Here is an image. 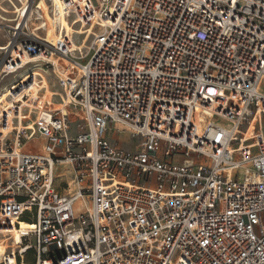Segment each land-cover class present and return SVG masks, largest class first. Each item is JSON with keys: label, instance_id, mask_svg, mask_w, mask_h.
<instances>
[{"label": "built area", "instance_id": "2783aa9c", "mask_svg": "<svg viewBox=\"0 0 264 264\" xmlns=\"http://www.w3.org/2000/svg\"><path fill=\"white\" fill-rule=\"evenodd\" d=\"M62 2L83 48L18 39L22 1L0 48L54 76L0 105V264H264V0Z\"/></svg>", "mask_w": 264, "mask_h": 264}, {"label": "rangeland", "instance_id": "374dc122", "mask_svg": "<svg viewBox=\"0 0 264 264\" xmlns=\"http://www.w3.org/2000/svg\"><path fill=\"white\" fill-rule=\"evenodd\" d=\"M14 1H15L16 5L19 7V3L18 2L21 1V0H14ZM33 1L34 0H30L29 1V4H30L31 7L27 8V5H26L27 11L29 13L27 11H26V13H24L25 14V18L23 20V23H24V21H26V23L28 22V26L26 28V34H22L19 37L17 35L18 39H30L35 34H39L41 36H44L45 33H46L47 37H50L52 41H55L56 31H55L54 27L52 26V24L50 22V19L48 18V14H47V18H48L47 20L49 21V23H48V26H49L48 29L49 30L47 31V30H45V28L42 29V27H41V22L43 21V19L40 18V15L36 14L35 11H34L33 14L30 13L31 8L34 7V6H32L33 5ZM35 1H39V0H35ZM40 3H41V0H40ZM3 4L11 12L10 13H4L3 12L4 18L0 19V24L2 25V26L0 25V45L1 46L4 44V40H5L4 36L5 35L9 36L11 38L13 37V30L11 31V33L10 32L8 33V31L11 30L10 26H15V25H17L18 21H21V17L14 12L15 8H16L15 5H13L9 0L5 1ZM48 5L50 6L49 2H48ZM39 7L36 8L37 13H38V11L40 9ZM47 9H48V7L45 6L46 12L48 11ZM26 14H27V16H26ZM75 27L76 28H80V26H78V25L75 26ZM1 28H3V29H1ZM92 56H93V53H88L84 58L80 59V62L86 63ZM6 60H7V54L0 50V93L2 92L3 89L6 90L9 87L8 83L12 82L15 78H17L18 77L17 75H19V73H20V71H19V72H14V73H11V74H9L7 76H4V74L1 71H2L3 67L5 66ZM37 62H39V63H41L43 65V61L42 60H39ZM33 64L34 63H31L30 65H33ZM30 65H28L24 69L30 67ZM9 67L10 66L8 65L6 68H9ZM20 70H23V69H20ZM45 70H46V72L49 73L47 68H45ZM37 75L43 76V86L41 87V84L33 85L34 92H37V90H39L40 88H43V87H47L48 88V92H49L50 82H49L48 79L49 78L53 79L54 76L51 74V75H49V78H47V76L45 75V72L38 73ZM52 83H53V81H52ZM50 94H51V90H50ZM8 96H9V94L5 95V97L1 99V100H3V103H6L8 101ZM45 98L50 101V97H48L47 94H46ZM59 102H60L59 98H55L54 99V103H56L57 105L59 104ZM1 103H2V101H1ZM217 121L218 122H223L221 119H217ZM28 128H35L34 121H32L29 124ZM36 137H39V135L36 134L35 138ZM108 137L110 139H112L114 143L119 144V145L124 146V147H127V148L134 147L138 143V139L133 138L132 135L130 133H128V132H121V133L117 134L114 131L110 130ZM32 146L37 148V151H38L39 146H40V142L32 143ZM28 147L29 146H26V148H28ZM182 160H183V158H181V157H176L175 158L176 162H181ZM12 237L14 238V234H12ZM1 241L3 242L2 243V245H3V244H5L4 242L8 241V238L7 237L6 238H2ZM2 245L0 244V247ZM5 250H6V248H4V250H0V251H2L4 253ZM27 263L28 262H26V261L23 262V264H27ZM12 264H20V262L13 261Z\"/></svg>", "mask_w": 264, "mask_h": 264}, {"label": "bare ground", "instance_id": "6f19581e", "mask_svg": "<svg viewBox=\"0 0 264 264\" xmlns=\"http://www.w3.org/2000/svg\"><path fill=\"white\" fill-rule=\"evenodd\" d=\"M5 1H7V0H0V19L4 18L3 12L4 13H10L11 12L8 8H6V6H4L3 3ZM9 1L13 5H15L16 8H18V6L16 5L14 0H9ZM21 1L24 3V6L27 5V1L28 0H21ZM48 2L50 3V6L48 5ZM45 6L48 7V9H47L48 11L47 12L45 10ZM39 8L40 9H39L37 14L40 15L41 19H43V21L41 22L42 29L45 28V30H47V31L49 30L48 29L49 28V26H48L49 21L47 20L49 18L52 26L54 27V29L56 31V38H55V41H53V42H56L59 39H67V38H69L70 42L72 43V45L74 47H76L78 49L84 47V45H82L83 41L80 42L79 44L76 41L77 40L76 38L80 37L79 34L83 33V30H81L80 28H76L75 27L76 25L72 24L71 21L66 17L65 11L63 9L62 0H41ZM26 11H27V8H25V13H26ZM47 14H48V18H47ZM26 16H27V14H26ZM1 29H3V28H1ZM9 32H10V30L8 31V33ZM48 39L51 40L50 37H48ZM0 48H3V46L0 45ZM20 49H21L22 52H24V56L22 55L21 59L18 58L16 62L19 63V61L22 60V64L18 65V66L9 65L10 67L7 68L6 70H9L10 73H14V72H19L20 71L19 75H23V76H25L31 70H33V72L35 74L42 73L44 71L46 72V70L42 66V64L37 62V61H39L38 58L30 56L22 46H20ZM31 63H34V64L30 65ZM28 65H30V67L32 69H29L30 67L24 69ZM34 66H39L41 69L40 68H33ZM20 69H23V70H20ZM13 82H14V80H13ZM42 86L43 85H41V87ZM9 90H10V87H8L6 90L3 89L2 92L0 93V105L3 104V100H1V99L4 98L5 95L10 94ZM50 95L51 94H50V89H49V92L47 93V96L50 97ZM1 101H2V103H1ZM34 125H35V123H34ZM36 134H38L40 136L39 129L35 125L34 135H33L34 138H35ZM22 227L25 228L26 225L23 224ZM0 232H3L4 234H7L8 232H12V234H14V238H13L14 239V244L17 247L20 246L19 243L21 242V233H20L18 228H0ZM4 248H6L5 244H3L0 247V250H4ZM0 254H3V252L0 251ZM23 262H20V264H23ZM27 264H29V263H27Z\"/></svg>", "mask_w": 264, "mask_h": 264}, {"label": "crops", "instance_id": "0c3cea01", "mask_svg": "<svg viewBox=\"0 0 264 264\" xmlns=\"http://www.w3.org/2000/svg\"><path fill=\"white\" fill-rule=\"evenodd\" d=\"M112 140V139H111ZM113 141V140H112Z\"/></svg>", "mask_w": 264, "mask_h": 264}]
</instances>
